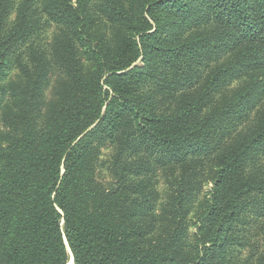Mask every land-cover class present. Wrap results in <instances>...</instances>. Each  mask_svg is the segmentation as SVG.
Instances as JSON below:
<instances>
[{
    "label": "trees",
    "instance_id": "trees-1",
    "mask_svg": "<svg viewBox=\"0 0 264 264\" xmlns=\"http://www.w3.org/2000/svg\"><path fill=\"white\" fill-rule=\"evenodd\" d=\"M11 63L0 264H264V0H0Z\"/></svg>",
    "mask_w": 264,
    "mask_h": 264
},
{
    "label": "rangeland",
    "instance_id": "rangeland-1",
    "mask_svg": "<svg viewBox=\"0 0 264 264\" xmlns=\"http://www.w3.org/2000/svg\"><path fill=\"white\" fill-rule=\"evenodd\" d=\"M13 17H11L12 19ZM66 28L64 26H58V25H52L45 33L42 35V44L46 46L48 57L51 64V73L49 76V80L47 83V86L45 88V94H44V99L46 101H50L53 98V92L56 89L57 85L64 79V75L62 70L60 69L59 65L57 64V61L55 58L52 59L50 57L51 51H52V46L54 43L55 37H57L61 31L65 30ZM103 29L106 30V26H103ZM20 80V75H19V70L17 69L16 65L14 63H11L5 72L1 75L0 78V85L3 88V93L0 94V103H4L7 99V93L5 91L8 89L9 85L15 82H18ZM259 106H257L258 108ZM256 108V109H257ZM251 120L254 118V111L250 115ZM110 149L103 148L100 152V156L98 159V179L99 181H108L109 175H108V160L110 156ZM165 170L160 169V164L159 163H154L153 167V179H152V185L155 186V189L158 194V206L162 205L163 203L166 202L167 196L169 193V182L166 180V176L164 175ZM210 188V185L208 182L203 184V187L201 191L198 193L197 198H196V203L194 204V208H197L203 201L205 195H207L208 190ZM200 202V203H199ZM194 213V212H193ZM193 215V214H192ZM192 216L190 217V219ZM191 230L193 228L191 227ZM192 232V231H191ZM253 242L257 243V247H259L258 250L253 251L254 252V257L257 258L258 253L262 250V245L263 242L255 239Z\"/></svg>",
    "mask_w": 264,
    "mask_h": 264
},
{
    "label": "water",
    "instance_id": "water-1",
    "mask_svg": "<svg viewBox=\"0 0 264 264\" xmlns=\"http://www.w3.org/2000/svg\"><path fill=\"white\" fill-rule=\"evenodd\" d=\"M68 264H73V261H72V259L70 260V262H69Z\"/></svg>",
    "mask_w": 264,
    "mask_h": 264
}]
</instances>
